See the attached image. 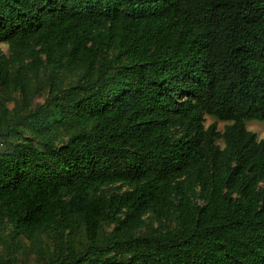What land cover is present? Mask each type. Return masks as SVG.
<instances>
[{
  "label": "trees",
  "instance_id": "1",
  "mask_svg": "<svg viewBox=\"0 0 264 264\" xmlns=\"http://www.w3.org/2000/svg\"><path fill=\"white\" fill-rule=\"evenodd\" d=\"M0 44V264H264V0H0Z\"/></svg>",
  "mask_w": 264,
  "mask_h": 264
},
{
  "label": "rangeland",
  "instance_id": "2",
  "mask_svg": "<svg viewBox=\"0 0 264 264\" xmlns=\"http://www.w3.org/2000/svg\"><path fill=\"white\" fill-rule=\"evenodd\" d=\"M0 53L5 54V55L8 54V50H7L6 45L0 44ZM37 102H42V98H36V100L34 101V104H36ZM214 122H216V121L213 118L205 116V119H204V126L205 127L209 126L210 124H212ZM225 124L226 123H223V122H216L217 129L220 132H222ZM246 129L250 132H253L257 136L258 139L264 138V122H259V121L246 122ZM219 144L222 146L220 141H219ZM7 233L8 232L6 230L4 232V234H7ZM72 237H75V243L80 240L79 236H77V238H76V235H74V234H72ZM19 256H20L19 252H15L10 257L7 256L8 259L10 258L9 263L14 264L15 260H18Z\"/></svg>",
  "mask_w": 264,
  "mask_h": 264
}]
</instances>
